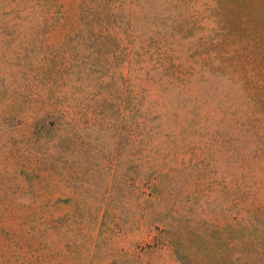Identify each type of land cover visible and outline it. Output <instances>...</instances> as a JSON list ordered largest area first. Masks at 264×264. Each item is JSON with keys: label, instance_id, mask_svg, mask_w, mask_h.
<instances>
[{"label": "rangeland", "instance_id": "1", "mask_svg": "<svg viewBox=\"0 0 264 264\" xmlns=\"http://www.w3.org/2000/svg\"><path fill=\"white\" fill-rule=\"evenodd\" d=\"M264 264V0H0V264Z\"/></svg>", "mask_w": 264, "mask_h": 264}, {"label": "trees", "instance_id": "2", "mask_svg": "<svg viewBox=\"0 0 264 264\" xmlns=\"http://www.w3.org/2000/svg\"><path fill=\"white\" fill-rule=\"evenodd\" d=\"M175 246V253H176V258L178 260V263L177 264H184L185 262V254L183 252L180 251V249L176 246Z\"/></svg>", "mask_w": 264, "mask_h": 264}]
</instances>
